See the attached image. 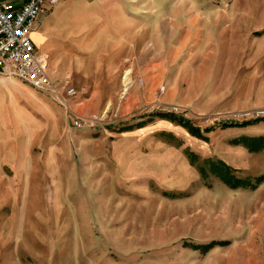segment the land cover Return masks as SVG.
Here are the masks:
<instances>
[{
	"label": "rangeland",
	"instance_id": "374dc122",
	"mask_svg": "<svg viewBox=\"0 0 264 264\" xmlns=\"http://www.w3.org/2000/svg\"><path fill=\"white\" fill-rule=\"evenodd\" d=\"M62 2L75 94L0 115V264H264V0Z\"/></svg>",
	"mask_w": 264,
	"mask_h": 264
},
{
	"label": "built area",
	"instance_id": "2783aa9c",
	"mask_svg": "<svg viewBox=\"0 0 264 264\" xmlns=\"http://www.w3.org/2000/svg\"><path fill=\"white\" fill-rule=\"evenodd\" d=\"M64 0H22L19 4L0 0V76L17 78L32 88L47 93L61 106L67 107V97L74 87L61 85L50 76L48 55L41 52L31 34L41 17ZM245 119H264V106L244 112ZM87 121L77 116L74 125L82 128Z\"/></svg>",
	"mask_w": 264,
	"mask_h": 264
},
{
	"label": "crops",
	"instance_id": "0c3cea01",
	"mask_svg": "<svg viewBox=\"0 0 264 264\" xmlns=\"http://www.w3.org/2000/svg\"><path fill=\"white\" fill-rule=\"evenodd\" d=\"M3 1H11L14 4H19L22 0ZM58 7L59 6L55 9L53 8L47 14L42 16L37 28L31 34V37L38 49H43L39 50L48 55V64L49 62L50 64L53 63V60L58 57V45L60 44L57 40L58 36L63 32H69L70 30V28H66L63 23L55 20ZM248 43H239L238 48L242 52H246L248 49L252 50L253 58L255 60L254 62L257 63L260 61V68L262 69L261 73L264 75V37L255 39L252 45H248ZM159 47L163 48L162 45ZM173 49L175 51L179 50L178 47H174ZM51 65L50 68H52ZM51 77L54 78L53 76ZM28 88H31L29 84L17 78L0 76V115L6 114L7 111L16 109L17 107H21L19 104L21 103V99L23 97V91ZM252 105H264V89H262V95L250 106Z\"/></svg>",
	"mask_w": 264,
	"mask_h": 264
}]
</instances>
